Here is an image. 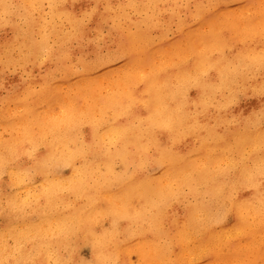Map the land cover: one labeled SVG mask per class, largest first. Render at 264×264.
Wrapping results in <instances>:
<instances>
[{"label":"bare ground","instance_id":"6f19581e","mask_svg":"<svg viewBox=\"0 0 264 264\" xmlns=\"http://www.w3.org/2000/svg\"><path fill=\"white\" fill-rule=\"evenodd\" d=\"M1 14L27 30L0 35V71L19 67L0 80L14 90L0 100V264H264V0H0Z\"/></svg>","mask_w":264,"mask_h":264},{"label":"rangeland","instance_id":"374dc122","mask_svg":"<svg viewBox=\"0 0 264 264\" xmlns=\"http://www.w3.org/2000/svg\"><path fill=\"white\" fill-rule=\"evenodd\" d=\"M5 2H9V0H4ZM45 13L47 14L48 10H49V4L48 3H44V5L42 6ZM0 19H4L6 22H7V26L5 29L2 30V32L0 33V35H5L7 37H13L14 36V33L12 32L11 30V27L12 26H18V28L22 31H26L27 30V27H26V24H25V21L22 17H20L19 15L16 16V15H12V14H6V15H3L1 14L0 15ZM83 24L85 25V28L88 29V30H92L93 27L95 26H98L97 24H95L94 22H88V21H84L83 20ZM264 26H259V30H263ZM98 29L100 30V35L102 36H107L111 30V23L110 22H106V23H103L101 26H98ZM208 29H210L208 26L206 27H203L202 28V31L203 32H206L208 31ZM224 36V39L226 42H229L228 43V47L226 49V55L230 54L231 52H234L233 49H231L230 47L234 48V43L231 41V38L225 34L223 35ZM152 38L154 39V41L158 38V35L153 32L152 34ZM169 39H171V34L169 35ZM263 42V40L261 41ZM58 42H56L55 40H53L52 38L49 39V42H48V46L50 49L52 50H56L58 48ZM109 45V44H107ZM67 47H69L74 55L76 56H83L85 58H87L88 60H90L94 55L91 51V49H89L88 46H86V44H83L82 47H79L76 43L72 42V43H67ZM79 48L78 50H76V48ZM106 47L101 49L100 51H98V53H101L102 55H105L107 54V50L105 51ZM21 54V53H20ZM21 55H26V54H21ZM41 59H44L45 58V54H41ZM38 67L37 65L34 67L36 68ZM118 67V65H114L113 66V69H116ZM33 68V69H34ZM45 69V68H44ZM19 70V67L16 66H12V67H8V69H4L3 72L0 73V80H5V81H8L10 79H13V75L15 72H18ZM6 71V72H4ZM77 72H81V68H77L76 69ZM37 74H38V71L35 70V73L32 77H27V75L23 74L21 75L22 78L28 83H30V79L31 78H35L37 77ZM43 74H41V76H43ZM118 75H115L114 78H117ZM17 79V77H16ZM71 80L74 82L75 81V78L74 77H71ZM112 87H109L108 86V82L105 81L103 83V86L100 87V88H97L98 92H97V98H99V100L101 101L100 104L102 102H106V101H109V98H108V94L112 92ZM39 90V87H35V91ZM14 90H7L6 87H0V100L3 101V102H6L8 96H9V92H13ZM73 93H75L74 90H72L71 88H63L61 89V92H60V98L58 97L57 100H55L56 103H54L50 108H49V111H50V114H52L54 117H58L61 113L62 110H64V105L68 106L69 104V97H71L73 95ZM80 104V103H79ZM84 106H92V107H96L99 105V102H91L90 99H86V102L83 103ZM100 106V105H99ZM0 108L3 109L2 106H0ZM7 110V112L10 114V115H15L17 110L18 109H15V107L13 106V104L7 106L5 108ZM19 112V111H18ZM87 124H84L83 127H82V130L84 131L86 129V126ZM264 125V124H263ZM8 131L0 128V137L1 138H6L8 136ZM29 162V161H27ZM127 174H131L133 173V168H134V165L132 166L131 164L129 166H127ZM146 169H147V173H146V176L148 178H151L153 177L154 175H156L157 173V169L154 168V167H150V166H146ZM70 170H71V167H64V169L60 172L61 174H63L64 176H68L70 174ZM8 185V180H7V176L6 175H3L1 178H0V187L4 188L5 189V192H4V195H9L12 193V189L7 186ZM38 184H35V186H37ZM26 190L25 189H22L20 194L21 196H26ZM65 195L67 194V191H65L64 193ZM97 226L95 227V233L96 235H103V233L105 232H109L111 230V224H112V220L109 216H105V217H99L97 219ZM112 228H113V225H112ZM122 235V233L120 234V236ZM120 241H122V239H120ZM11 243V242H10ZM92 247V244H91V240H89L84 246H80L79 248V257L84 259V260H89L90 259V249ZM138 259V254L135 252V253H132L131 254V261H136Z\"/></svg>","mask_w":264,"mask_h":264}]
</instances>
